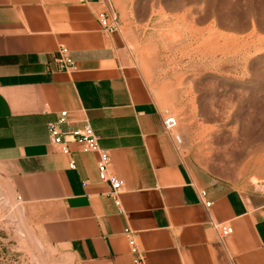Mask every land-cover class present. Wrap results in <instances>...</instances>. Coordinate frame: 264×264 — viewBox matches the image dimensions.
<instances>
[{
    "label": "crops",
    "instance_id": "0c3cea01",
    "mask_svg": "<svg viewBox=\"0 0 264 264\" xmlns=\"http://www.w3.org/2000/svg\"><path fill=\"white\" fill-rule=\"evenodd\" d=\"M116 2L0 0V195L57 264H134L125 227L147 264H264V185L193 173L123 21L107 32L98 19ZM63 46L76 70L54 62ZM63 110L71 127L101 135L123 180V212L99 179L97 153L71 141L67 155L51 141L47 125ZM216 223L233 231L222 236Z\"/></svg>",
    "mask_w": 264,
    "mask_h": 264
},
{
    "label": "rangeland",
    "instance_id": "374dc122",
    "mask_svg": "<svg viewBox=\"0 0 264 264\" xmlns=\"http://www.w3.org/2000/svg\"><path fill=\"white\" fill-rule=\"evenodd\" d=\"M129 51L201 178L264 185V0H116ZM0 263L57 264L0 195Z\"/></svg>",
    "mask_w": 264,
    "mask_h": 264
},
{
    "label": "built area",
    "instance_id": "2783aa9c",
    "mask_svg": "<svg viewBox=\"0 0 264 264\" xmlns=\"http://www.w3.org/2000/svg\"><path fill=\"white\" fill-rule=\"evenodd\" d=\"M98 19L105 31L114 32L118 29L119 21L115 13L100 11L98 13ZM54 62L62 70L73 71L78 68L76 60L72 57L70 49L66 46L61 47L59 55L54 58ZM68 115L69 112L63 110L56 120L48 123L47 127L51 141L57 144L61 151L67 155L71 152L69 146L71 141L76 142L83 152L97 153L99 179L110 185L109 195L115 197V204L119 211L123 212L121 200L116 197V194L122 188L123 180L110 171L111 155L108 149L101 146V135L89 123L82 127H71ZM164 124L167 130L174 131L178 125V119L174 114L165 111ZM63 125H67L68 128H64ZM175 137L177 141L180 142V136L175 134ZM69 165L70 167H75V161L71 160ZM202 195L206 197L207 191L202 190ZM211 204L212 201H206L207 206H210ZM215 227L219 230L222 236L233 231L231 226H226L225 230L222 229L219 223H216ZM124 232L129 237L128 242L134 264H147L145 253L142 251L137 239L132 235V229L130 227H125Z\"/></svg>",
    "mask_w": 264,
    "mask_h": 264
}]
</instances>
